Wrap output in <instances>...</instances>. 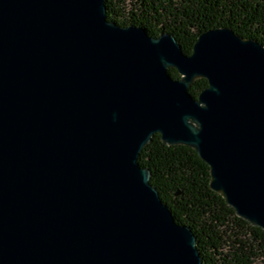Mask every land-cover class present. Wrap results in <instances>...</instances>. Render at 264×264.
Listing matches in <instances>:
<instances>
[{"label": "water", "instance_id": "water-1", "mask_svg": "<svg viewBox=\"0 0 264 264\" xmlns=\"http://www.w3.org/2000/svg\"><path fill=\"white\" fill-rule=\"evenodd\" d=\"M154 135L264 231L261 44L217 28L186 55L104 0H0V264H202L137 162Z\"/></svg>", "mask_w": 264, "mask_h": 264}, {"label": "trees", "instance_id": "trees-1", "mask_svg": "<svg viewBox=\"0 0 264 264\" xmlns=\"http://www.w3.org/2000/svg\"><path fill=\"white\" fill-rule=\"evenodd\" d=\"M104 1L109 21L142 27L151 37L167 33L186 55L200 34L217 28L264 47V0ZM168 74L179 78L173 69ZM206 87V80L197 79L188 92L196 98ZM137 162L150 171L149 183L175 221L192 231L202 264H264V231L238 218L210 189L209 167L194 150L166 146L154 135Z\"/></svg>", "mask_w": 264, "mask_h": 264}, {"label": "rangeland", "instance_id": "rangeland-1", "mask_svg": "<svg viewBox=\"0 0 264 264\" xmlns=\"http://www.w3.org/2000/svg\"><path fill=\"white\" fill-rule=\"evenodd\" d=\"M255 264H263V263H261L260 261H257Z\"/></svg>", "mask_w": 264, "mask_h": 264}]
</instances>
